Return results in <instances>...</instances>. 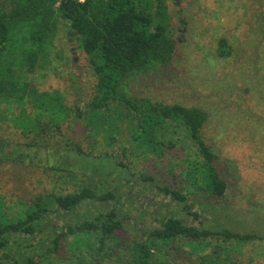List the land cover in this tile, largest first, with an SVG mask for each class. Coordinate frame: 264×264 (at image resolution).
Wrapping results in <instances>:
<instances>
[{
	"label": "trees",
	"instance_id": "trees-1",
	"mask_svg": "<svg viewBox=\"0 0 264 264\" xmlns=\"http://www.w3.org/2000/svg\"><path fill=\"white\" fill-rule=\"evenodd\" d=\"M57 3L0 0V99L13 115L3 120L10 121L26 137L34 133L40 138L52 124L60 131L70 118L72 108L64 93L31 88L39 63L46 61V50L53 45L58 23L63 20L74 32L97 81L87 112L81 113L90 130L91 146L101 138L107 147L123 139L120 153L127 163L116 164L115 155L107 151L95 155L86 152L64 137L63 151L68 159L80 156L97 161L101 156L111 162L110 168L102 174L98 168L96 171L85 165L61 167L59 171L77 182L73 191L49 193L13 206L0 199V264H264L260 258L248 260L246 255L245 261L241 257L231 260L215 243L235 242L241 248L264 241L263 237L195 227L169 212H160L154 220L156 226L150 222L153 213H148L149 224L142 233L128 234L122 217L131 214H125L119 204L127 200L134 203L136 189L143 184L182 206L180 214L196 218L194 204L183 193L188 187L212 201L227 196L230 187L222 174L220 156L204 135L210 116L202 108L165 105L130 96L126 91L135 75L168 66L174 60L179 42L164 0ZM218 55H231L225 38L220 40ZM73 117L74 121L79 119L76 114ZM113 132L116 135H110ZM179 134L192 148L177 168L181 173L173 172L175 168L164 172L162 168L172 165L177 155ZM25 147L38 148L30 143ZM3 149L0 143V163L10 157ZM140 159L152 162L160 177L132 173L131 164ZM87 173L92 177L87 179ZM113 177L120 184L114 185Z\"/></svg>",
	"mask_w": 264,
	"mask_h": 264
},
{
	"label": "rangeland",
	"instance_id": "rangeland-1",
	"mask_svg": "<svg viewBox=\"0 0 264 264\" xmlns=\"http://www.w3.org/2000/svg\"><path fill=\"white\" fill-rule=\"evenodd\" d=\"M164 2L171 18L172 32L179 42L174 60L168 66L135 75L126 85V91L140 99L165 105L198 107L209 113L204 135L220 156L229 193L217 201H212L205 194L200 195L192 187L183 193L194 204L193 212L200 216L197 224L215 232L229 230L264 238V0ZM69 29L63 20L59 21L53 45L46 50V61H40L31 87L39 92L59 91L66 95V103L72 112L60 131L52 124L43 137L37 138L34 133L29 137L22 135L10 121L3 120L5 117L12 119L13 115L0 99V143L4 144V153L10 156L4 157L0 163V199L9 206L20 201L31 203L49 193L73 191L77 182L58 168H81L85 165L94 170L98 168L102 174L110 168L111 162L101 156L97 161L80 156H69L68 159L63 151L64 137L80 144L86 152L95 155L107 151L115 155L116 164L121 161L127 163L120 153V146L125 143L123 139L107 147L101 138L100 143L91 146L90 130L86 128L81 113L87 112L86 105L94 94L97 81L86 54L75 40V34L73 42L69 41ZM222 38L227 39L230 46L228 58L218 55ZM75 114L79 116L77 121L73 119ZM122 133L126 137L129 134L124 127ZM178 137L181 140L175 151L177 155L171 160L172 165L166 164L162 168L164 172L175 168L173 172L181 173L177 168L184 164L183 160L192 148L183 135H176ZM29 143L38 148H26ZM133 163L132 173L138 177L143 173L160 177L158 170L152 168V162L140 159ZM89 177H92L91 173H87L86 178ZM114 177V185L120 184ZM122 177L127 176L123 173ZM143 185L135 193V197L136 194L141 196L140 203L145 196L155 201H167L159 198L153 188ZM181 187L185 188V185ZM135 203L136 198L134 204L130 203V208H135ZM177 206L172 202L170 207ZM178 207L181 211L182 206ZM180 217L190 220V216L183 213ZM145 219L146 211L141 212L137 219L143 224L128 222L125 230L130 236L141 234L149 224L148 218ZM256 241V244L241 248L235 242L216 240L213 243L224 249V254H229L231 260L239 261L241 257L245 261L251 257L260 258L264 263V241Z\"/></svg>",
	"mask_w": 264,
	"mask_h": 264
},
{
	"label": "flooded vegetation",
	"instance_id": "flooded-vegetation-1",
	"mask_svg": "<svg viewBox=\"0 0 264 264\" xmlns=\"http://www.w3.org/2000/svg\"><path fill=\"white\" fill-rule=\"evenodd\" d=\"M155 192V191H154ZM158 197L161 198L163 197L162 194L158 193ZM141 196L137 195V203H135V208H130V204L128 203V200L124 203L122 202L121 204H119V207L121 208L122 211H124V213L126 214L127 212L129 214H131V216H123L122 220L125 223L128 222H133L134 224H143L144 222H137L138 216L141 214V212L146 211V215L148 213H153V220H150V222L153 221V225L156 226V223L154 222L155 218L158 217L160 215V212L163 211L164 213H170V215L172 216H177L178 218L182 219L183 222H187L188 224L195 226V227H203L201 224H197L198 221H200V216L194 212L197 215V218L195 216H190V220L186 221V219H183L182 217H180V212H179V208L175 207V208H171L170 206L172 205V202L170 199H166L167 201H155L154 199H150L148 196H145L144 198H142L144 201H142L141 203L139 202ZM134 204V203H133ZM167 206L168 209L166 210L163 206ZM160 208V209H159ZM162 208V209H161ZM135 211V213H133ZM139 214V215H138ZM147 219V217H146ZM145 219V220H146Z\"/></svg>",
	"mask_w": 264,
	"mask_h": 264
},
{
	"label": "water",
	"instance_id": "water-1",
	"mask_svg": "<svg viewBox=\"0 0 264 264\" xmlns=\"http://www.w3.org/2000/svg\"><path fill=\"white\" fill-rule=\"evenodd\" d=\"M68 37H70L69 41L72 43L73 42V38H74V33H72L71 29H69ZM72 51H74V48H72Z\"/></svg>",
	"mask_w": 264,
	"mask_h": 264
},
{
	"label": "built area",
	"instance_id": "built-area-1",
	"mask_svg": "<svg viewBox=\"0 0 264 264\" xmlns=\"http://www.w3.org/2000/svg\"><path fill=\"white\" fill-rule=\"evenodd\" d=\"M62 0H58V3L59 4ZM75 1H78V2H85L86 0H75Z\"/></svg>",
	"mask_w": 264,
	"mask_h": 264
}]
</instances>
